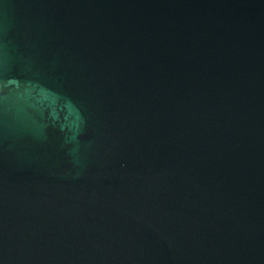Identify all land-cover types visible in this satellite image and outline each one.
I'll use <instances>...</instances> for the list:
<instances>
[{
	"label": "water",
	"instance_id": "95a60500",
	"mask_svg": "<svg viewBox=\"0 0 264 264\" xmlns=\"http://www.w3.org/2000/svg\"><path fill=\"white\" fill-rule=\"evenodd\" d=\"M0 264H264V0H0Z\"/></svg>",
	"mask_w": 264,
	"mask_h": 264
}]
</instances>
